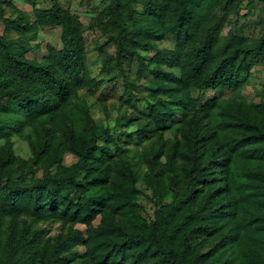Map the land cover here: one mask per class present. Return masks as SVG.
I'll return each instance as SVG.
<instances>
[{"label": "trees", "instance_id": "trees-1", "mask_svg": "<svg viewBox=\"0 0 264 264\" xmlns=\"http://www.w3.org/2000/svg\"><path fill=\"white\" fill-rule=\"evenodd\" d=\"M241 2L110 0L91 20L90 28H99L105 44L115 47L102 68L119 67L129 101L139 85L126 80L123 65L135 60L138 74L150 77L146 110L153 126L127 132L123 142L149 138L158 128L189 127L165 154L170 162H181L175 197L163 201L158 173L145 178L158 200L153 220L147 221L134 164L123 159L121 174L110 182L112 147L121 153L127 149L91 119L85 104L72 102L81 90L94 92L109 81L91 74L80 16L52 0L49 8L34 4V20L25 13L12 18L6 15L11 0H0V22L23 40L16 44L0 35V138L30 126L25 137L44 170L27 180L11 169L17 161L11 143L0 146V232L6 216L23 213L87 225L101 215L96 228L86 233L70 228L68 237L51 248L41 244L39 231L11 223L0 244V264H64L78 244L86 246V263L90 256L109 264L116 259L126 264H264V88L257 103L237 96L223 103L216 95L205 98L207 91H241L253 66L264 63V27L253 39L242 29L224 34ZM40 27H60L62 47L47 45L42 53L36 42ZM168 36L173 46L160 47ZM35 52L43 55L37 58ZM205 118L210 128L202 125ZM67 153L77 157L70 165L63 162ZM210 228L223 235L212 251H202L196 235H207Z\"/></svg>", "mask_w": 264, "mask_h": 264}, {"label": "rangeland", "instance_id": "rangeland-1", "mask_svg": "<svg viewBox=\"0 0 264 264\" xmlns=\"http://www.w3.org/2000/svg\"><path fill=\"white\" fill-rule=\"evenodd\" d=\"M12 7L6 11V15L15 17L19 13H25L31 20H34V4L40 8H49L52 0H11ZM61 4L70 8L74 13L80 16L84 25V36L87 45L88 66L92 76L96 78L104 77L109 81L101 86L98 90L90 92L83 89L79 92V97L74 99L73 105L79 103L85 104L90 113L91 119L98 125H103L111 130V133L120 138V145L123 149H127L126 153H121L112 147L111 169L112 182L118 175L121 174V161L123 159L130 160L134 164V168L140 176V181L137 186L143 191L138 202L142 206V215L147 221L154 218V209L156 208L157 199L153 195V191L145 182V178L151 174H157V180L161 189L166 193L163 201L172 200L177 194L174 179L182 172L178 170L180 161L175 163L170 162L165 154L169 152L171 141L177 137L179 140L183 138V134L189 131V127L185 124L180 125V128L170 127L166 129L158 128L149 138H143L135 141L132 144H125L126 133L140 129L142 125L147 124L153 126L152 119L147 114L146 102L149 98L150 77L146 74H138V64L133 60L131 64H124L125 78L132 84L139 85V89L133 93V100L127 99V93L124 86V76L119 67L113 63L106 70L102 68L103 60L110 54L115 53V47L111 44H105L107 38L102 34L99 28H90V23L93 17L106 6L110 0H60ZM138 19H141L140 17ZM264 27V2L263 0H242L235 12L229 16V20L225 26L224 34L234 33L237 29H242L244 36L251 39L257 38ZM0 35H4L8 40L14 41L16 44L23 42L20 38V33L15 30H5L4 23L0 22ZM37 43H41V52H47L46 46L56 49L62 47L61 28L60 27H40L38 30ZM105 44V45H104ZM173 40L170 36L166 37L160 47L171 48ZM103 47V51L99 48ZM37 58H41L43 54L32 53ZM264 88V63L253 66L249 82L239 92H231L228 90L207 91L205 98L217 96L218 102L223 103L225 100L237 96L246 103H257L259 97L257 93ZM197 95V94H196ZM137 99V100H136ZM133 103L135 106H133ZM132 120V123L127 126L125 123ZM202 125L206 128L211 127V121L207 118L202 119ZM31 131L30 126L21 128L20 133L8 132L0 138V146L11 143L13 154L17 161L11 166V169H19L21 174L25 175L27 180H32L41 177L43 167L40 163H35L30 145L25 135ZM62 130L57 131V134ZM182 141V140H181ZM160 149V151H159ZM159 151V152H158ZM170 153V152H169ZM77 157L72 153H67L64 156V164L70 165L75 162ZM258 161L254 162L257 167ZM176 164V165H175ZM178 165V166H177ZM249 165H247L248 167ZM55 166L52 167V170ZM184 177V176H183ZM185 178V177H184ZM248 179L247 177H245ZM186 186V180L182 182ZM119 215L115 216L118 221ZM101 222V215L96 218L92 225L82 223H72L65 221L56 215H49L46 219H38L31 213H23L17 218L6 216L2 220V231L0 232V244L5 241V231L9 229L11 223H16L17 228L26 229L33 233L39 231L42 236L41 244H46L51 248L54 244L67 238L70 228L78 229L86 233V231L96 228ZM207 235H196L195 242L202 251H212L214 246L220 242L223 232L219 229L210 228ZM73 254H67V261L64 264H109L98 261L89 256L90 262L86 263L87 249L83 244H78L73 249ZM104 253V254H103ZM107 252H102L101 256ZM113 264H126L125 260L116 259ZM141 264V263H138ZM146 264H154L150 261Z\"/></svg>", "mask_w": 264, "mask_h": 264}]
</instances>
